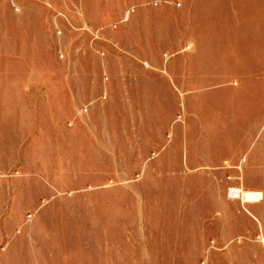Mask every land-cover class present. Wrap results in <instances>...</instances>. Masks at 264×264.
<instances>
[{
  "label": "rangeland",
  "instance_id": "obj_1",
  "mask_svg": "<svg viewBox=\"0 0 264 264\" xmlns=\"http://www.w3.org/2000/svg\"><path fill=\"white\" fill-rule=\"evenodd\" d=\"M175 5L0 0V264H264V202L227 197L264 189V129L200 135L164 72Z\"/></svg>",
  "mask_w": 264,
  "mask_h": 264
},
{
  "label": "crops",
  "instance_id": "obj_2",
  "mask_svg": "<svg viewBox=\"0 0 264 264\" xmlns=\"http://www.w3.org/2000/svg\"><path fill=\"white\" fill-rule=\"evenodd\" d=\"M174 1L180 6H174L172 33L163 31L161 39L173 48L164 72L195 126L201 124L200 135L226 137L236 141L233 147L243 141L247 150L246 141L257 140L264 129V0ZM162 11L165 16L171 8ZM195 126L190 131L197 136ZM258 166L251 167L261 176L264 165ZM242 185L264 192L258 184L246 186L244 178Z\"/></svg>",
  "mask_w": 264,
  "mask_h": 264
},
{
  "label": "built area",
  "instance_id": "obj_3",
  "mask_svg": "<svg viewBox=\"0 0 264 264\" xmlns=\"http://www.w3.org/2000/svg\"><path fill=\"white\" fill-rule=\"evenodd\" d=\"M238 165H236L235 167L239 171H242V164H240L239 166ZM229 179L240 181L241 177H235V178L229 177ZM227 197L232 201H239L240 204L245 207L247 205L261 203L264 200V192L257 189H247L242 184L239 183L228 186Z\"/></svg>",
  "mask_w": 264,
  "mask_h": 264
}]
</instances>
